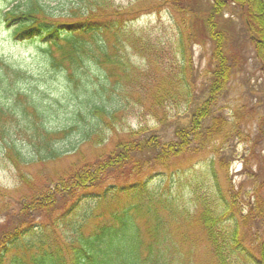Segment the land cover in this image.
Wrapping results in <instances>:
<instances>
[{
	"label": "trees",
	"instance_id": "16d2710c",
	"mask_svg": "<svg viewBox=\"0 0 264 264\" xmlns=\"http://www.w3.org/2000/svg\"><path fill=\"white\" fill-rule=\"evenodd\" d=\"M83 3L62 22L42 0L0 8L60 78L46 104L12 108L0 89V159L29 189L0 187V264H264V0H158L154 37L130 7ZM17 71L0 57V84Z\"/></svg>",
	"mask_w": 264,
	"mask_h": 264
},
{
	"label": "rangeland",
	"instance_id": "374dc122",
	"mask_svg": "<svg viewBox=\"0 0 264 264\" xmlns=\"http://www.w3.org/2000/svg\"><path fill=\"white\" fill-rule=\"evenodd\" d=\"M17 0H0V8H10ZM43 2L49 3L50 6L55 8V11L60 12L56 15V19L59 22L63 20H71L69 17L70 12H74L78 17L83 15L80 9H77L78 3L82 6L83 2H92L93 0H42ZM98 0H94L96 3ZM158 0H106V5H111L112 3L115 7L120 8H128L130 7L135 11L136 19L133 20L134 28H143L148 30L150 34L154 37L155 35H161V26L168 25V16L164 13L162 9L160 15L148 13V10L151 8L153 3H157ZM97 5V4H96ZM61 7H63L62 12L60 11ZM73 9L72 11H70ZM64 10V11H63ZM85 15V14H84ZM42 48L43 45L39 40H22V41H14L13 38L9 35L8 31L4 29V27L0 24V57L6 59L9 63H14L17 67V72L10 76L9 81L5 84H0V89H11L13 91L19 90L21 92L14 97L10 96V91L4 94L5 97H9L8 105L12 108H15L18 104H27L33 102L36 97H39L40 100L54 102L53 96L54 91L56 89V84L59 81L57 78L58 73L53 71H49L47 67L43 66L42 57ZM194 53L196 56L199 55V48L193 47ZM129 52L133 51L130 49ZM132 60L141 61V58L137 56L135 53L131 55ZM26 93V95L22 94ZM253 93V92H252ZM16 104L14 103V100ZM7 101V100H6ZM49 103V102H48ZM65 103V102H62ZM59 110L55 111L54 108L51 112L50 116L47 118V126L51 128L61 129L62 126L65 125V121L63 120V114L67 111V104H61ZM14 116V115H13ZM12 117V116H11ZM13 119H9L6 123L9 126L11 131L17 130L19 127L18 121L12 117ZM127 124L131 126V128L137 127V121L129 117L127 118ZM75 136H70L69 139L75 140ZM101 150L88 147L86 148V153L88 157H91L93 153L99 154ZM11 163H4V159H0V187L8 190L10 193L18 192L19 196L26 194L29 192V189L22 185L19 182L18 176L15 175V171L10 166ZM66 164L60 163L59 168L65 167ZM241 168V164L238 161H235L231 164L229 168V175H234ZM36 169H34V172ZM234 178L239 179V175H234ZM125 202V198L120 197L116 200H109L102 202V205L98 209H93V213H101L106 215L109 211L120 208ZM87 218L88 226L91 228L95 222H97V218ZM138 226L141 229L140 234L142 238V248L144 249L148 243V236L146 235V231L148 230L149 223H146L144 220H140ZM176 224H174V228H176ZM177 229V228H176ZM178 230V229H177ZM179 231V230H178ZM145 253V251H143Z\"/></svg>",
	"mask_w": 264,
	"mask_h": 264
}]
</instances>
